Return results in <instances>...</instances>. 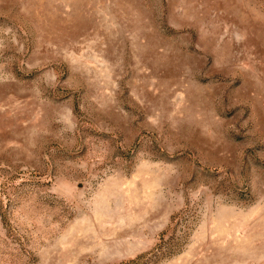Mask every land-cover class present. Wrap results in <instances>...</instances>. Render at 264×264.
Listing matches in <instances>:
<instances>
[{
    "label": "rangeland",
    "instance_id": "374dc122",
    "mask_svg": "<svg viewBox=\"0 0 264 264\" xmlns=\"http://www.w3.org/2000/svg\"><path fill=\"white\" fill-rule=\"evenodd\" d=\"M0 264H264V0H0Z\"/></svg>",
    "mask_w": 264,
    "mask_h": 264
}]
</instances>
